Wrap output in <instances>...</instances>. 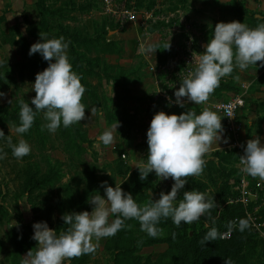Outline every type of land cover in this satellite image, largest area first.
Returning a JSON list of instances; mask_svg holds the SVG:
<instances>
[{
	"label": "rangeland",
	"instance_id": "1",
	"mask_svg": "<svg viewBox=\"0 0 264 264\" xmlns=\"http://www.w3.org/2000/svg\"><path fill=\"white\" fill-rule=\"evenodd\" d=\"M43 2L46 15L31 23L26 33L18 24L5 26L7 15L0 9V92L5 94L0 97V130L5 133L0 155L6 154L0 159V264H22L27 252L37 247L32 239L35 223L47 222L59 235L69 227L61 219L64 214L91 213L89 197L99 192L107 199L101 187L105 181L113 188L120 184L141 207L160 199L161 192L170 193L173 180L158 190L155 173L141 181L138 168L134 169L135 163L146 162L147 131L154 115L160 111L181 115L189 110L199 115L204 108L217 113V101L237 95L246 101L240 112L244 125L230 130L221 121V140H215L203 157L202 175L190 177L174 202L178 206L185 191L212 194L215 206L210 215L180 227L171 218H162L157 227L163 232L156 238L141 231L137 220H125L116 235L98 242L93 239L97 244L93 254L64 264H225L228 258L233 264H264V236L250 228L237 229L231 241L199 243L211 228L219 229L214 215L219 207L229 205L238 179L246 175L237 165L247 142L259 137L264 144V62L243 71L236 68L222 78L206 104L185 100L181 108L174 95L195 68L193 53L205 52L215 25L239 21L256 28L264 23V0ZM41 32L48 39L63 36L70 42L69 62L86 89L82 98L86 118L69 128L61 124L53 134L41 130L46 121L43 113H37L31 129L18 134L14 129L20 125L19 101L23 99L35 110L32 85L36 75L49 66L40 53L29 55L33 44L43 42ZM141 43L154 47L156 53L140 54ZM94 107L103 114L98 111L92 116ZM118 122L114 143H100V135ZM9 135L13 144L25 140L31 153L15 158L7 143ZM116 218L110 216L109 222Z\"/></svg>",
	"mask_w": 264,
	"mask_h": 264
},
{
	"label": "clouds",
	"instance_id": "2",
	"mask_svg": "<svg viewBox=\"0 0 264 264\" xmlns=\"http://www.w3.org/2000/svg\"><path fill=\"white\" fill-rule=\"evenodd\" d=\"M40 36L43 42L33 44L29 55L40 53L49 66L36 75L32 85V91L36 95L31 104L35 105V110L23 99L19 101L20 125L14 129L18 134H24L31 129L37 113H43L46 121L41 130L47 129L53 134L61 124L64 128H69L86 118V108L82 103L86 89L69 62L67 49L70 42H65L63 36L48 39L43 32ZM165 47L169 50L171 44ZM138 51L140 54L153 51L156 53L154 47H146L143 43ZM257 62H264V23L256 28H249L239 21L216 24L205 52L193 53L195 68L183 78L179 90L175 92V104L181 108L186 106L185 100L195 105L206 104L210 95L219 87L222 78L230 76L236 68L243 71L250 65H257ZM261 66L264 67V63ZM4 95L0 92V97ZM167 99L171 106L172 98ZM98 111L103 114L102 110L92 108V116ZM221 121L217 113L208 108H204L199 115L192 110L181 115H168L163 111L155 114L147 131L146 163L136 168L141 181L147 180L150 173H155L159 180H173L170 193L161 192L160 199L151 200L141 207L131 193L122 190L120 184L113 188L105 181L101 187L105 189L107 199L97 192V195L89 197L88 202L93 206L91 213L84 211L64 214L61 219L69 226L66 231L57 235L47 222L35 223L32 239L38 242L37 247L27 252L22 264H64L65 261L93 254L97 248L93 239L98 242L102 238L116 235L125 227V220H137L141 231L156 238L163 232V229L157 227L162 218H171L175 226L180 227L182 223L192 224L199 221L206 213L210 215V210L215 205L209 194L196 190L185 191L178 206L174 202L190 177L202 175L206 163L203 157L215 140H221V133L224 131ZM119 127L118 122L111 130L103 132L99 137L100 143L105 146L113 144L114 131ZM4 137L5 133L0 130V139ZM7 143L18 160L31 153L30 145L23 139L13 144L9 135ZM5 156L6 154L0 155V159ZM237 167L244 174L264 181V144H261L259 137L247 142ZM110 216L117 218L110 223ZM250 220L251 217L239 220L240 232L250 227ZM15 226L18 225L15 223ZM227 227V233H220L215 227L211 228L199 243L206 245L218 238L224 239L237 224L229 221ZM175 235L173 233V238ZM225 264H233V261L231 258L225 259Z\"/></svg>",
	"mask_w": 264,
	"mask_h": 264
},
{
	"label": "built area",
	"instance_id": "3",
	"mask_svg": "<svg viewBox=\"0 0 264 264\" xmlns=\"http://www.w3.org/2000/svg\"><path fill=\"white\" fill-rule=\"evenodd\" d=\"M245 105V98L242 95H237L232 98L217 101L215 103V109L227 128L230 130H238L244 125V119L240 117V112ZM155 177L157 176L155 175ZM156 180L155 186L158 190H164L171 181V179L159 180L158 177ZM234 189L236 195L227 203L229 205L241 204L242 211L232 218L231 221H235L237 227H235L231 234L227 235L224 239L227 240L233 236L235 230L238 229V222L240 219H247L249 217H251L249 228L254 232L257 231L261 236H264V216L262 215L264 209V181L242 175L238 179ZM222 210L223 208L219 207L218 212L214 215L216 219L219 218ZM227 232L228 227L224 228L221 233Z\"/></svg>",
	"mask_w": 264,
	"mask_h": 264
},
{
	"label": "crops",
	"instance_id": "4",
	"mask_svg": "<svg viewBox=\"0 0 264 264\" xmlns=\"http://www.w3.org/2000/svg\"><path fill=\"white\" fill-rule=\"evenodd\" d=\"M0 9L3 8L7 18L3 21V24L7 27H11L18 24L22 32H27V27L33 22H39L43 16L46 15V2L43 0H0ZM27 26V27H25ZM140 160V157H139ZM146 163L141 161L136 164L134 169H137L139 165ZM133 169V170H134Z\"/></svg>",
	"mask_w": 264,
	"mask_h": 264
},
{
	"label": "trees",
	"instance_id": "5",
	"mask_svg": "<svg viewBox=\"0 0 264 264\" xmlns=\"http://www.w3.org/2000/svg\"><path fill=\"white\" fill-rule=\"evenodd\" d=\"M209 196L213 198L212 194H209ZM215 203L218 204V201H216ZM241 211H242V205L241 204H233V205H228L227 207H225L223 209L222 213L220 214L219 218H217V221H216V225L219 227L218 231L221 233L222 230L227 227L228 222L231 221L235 215L240 214ZM205 216H206V214H205ZM236 232H238V230H235L233 236L230 239H227V240L226 239H219V238L218 239L222 242L231 241L235 237Z\"/></svg>",
	"mask_w": 264,
	"mask_h": 264
}]
</instances>
